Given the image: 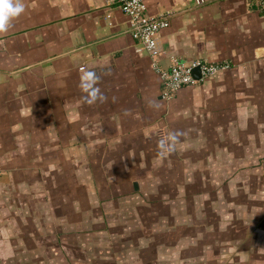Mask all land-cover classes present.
<instances>
[{"label":"crops","instance_id":"obj_1","mask_svg":"<svg viewBox=\"0 0 264 264\" xmlns=\"http://www.w3.org/2000/svg\"><path fill=\"white\" fill-rule=\"evenodd\" d=\"M23 3L24 12L0 34L2 102L15 103L17 95L26 93L22 104L33 112L41 103L39 94L43 98L41 91L51 88L54 94H70L62 101L71 106L83 96L84 103L96 99L100 104L103 98L125 99L127 93L132 98L145 95L151 103L164 102L161 77L151 57L133 39L130 19L119 7L107 0ZM145 3L150 15H164L169 21L159 32L160 66L169 69L173 59L233 64L167 99L171 102L164 115L174 127L176 107L183 108L184 133L177 135L182 139L177 151L182 152L185 166L198 170L196 179L189 175L185 180L186 184L197 182V192L184 191L179 197V224L143 226L140 234L135 230L134 246H130L134 251L125 250V254L128 259L134 257V264H264V176L243 173L264 153V80L247 79L241 75L244 68L236 66L253 57L255 45L264 55V15L255 0ZM150 86H154L153 96L143 89ZM169 106H173L170 113ZM3 110L0 107V123L16 114L15 109ZM158 118L152 115L149 120ZM7 127L6 136L21 134ZM29 130L28 126L25 131ZM3 140L0 137V143ZM10 149H0V208L10 210L8 216L20 217L17 205L27 200L23 184L36 155L19 145ZM52 156L61 167V155H44V159ZM232 187L237 191H231ZM196 201L198 206L190 207ZM240 247L246 248L242 254ZM128 259L123 260L128 264Z\"/></svg>","mask_w":264,"mask_h":264},{"label":"rangeland","instance_id":"obj_2","mask_svg":"<svg viewBox=\"0 0 264 264\" xmlns=\"http://www.w3.org/2000/svg\"><path fill=\"white\" fill-rule=\"evenodd\" d=\"M254 48L256 54L236 66L244 68L241 75L247 79L264 80V55L257 45ZM143 89L154 95V86ZM20 95L15 103L0 100L4 112L16 110L0 123L4 138L0 149L13 151L10 148L19 145L36 155V164L23 184L28 195L17 205L20 217L8 216L10 210L0 208L1 264H127L125 250L134 251L130 246H134L135 230L140 234L143 226L181 222L178 199L184 191L197 192V182L186 184L185 180L189 175L196 179L198 170L185 166L182 152L177 151L184 114L178 105L177 125L168 123L164 114L172 98L151 103L145 95L132 98L127 93L125 99L103 98L99 104L96 99L84 103L83 96L71 106L62 101L70 94H54L51 88L41 91V103L30 112L22 104L26 93ZM152 115L159 117L156 122L149 120ZM7 125L21 136H6ZM28 126L30 130L25 131ZM50 154L61 155V167L55 165L53 156L44 159ZM263 154L243 173L264 176ZM134 181L139 183L138 191ZM197 206V201L190 205ZM245 249L240 247V253ZM128 261L134 264V257Z\"/></svg>","mask_w":264,"mask_h":264},{"label":"built area","instance_id":"obj_3","mask_svg":"<svg viewBox=\"0 0 264 264\" xmlns=\"http://www.w3.org/2000/svg\"><path fill=\"white\" fill-rule=\"evenodd\" d=\"M203 4L205 0H195ZM264 12V0H256ZM110 6L119 7L130 19L131 34L142 50L152 59L153 68L159 73L163 85L162 98L170 99L183 87L192 86L207 77L214 76L229 67L228 63H213L207 60H194L190 63L173 59L171 67L165 69L160 66L159 58L163 52L159 32L169 26L164 15L153 16L147 11L145 0H107ZM199 67L201 79H196L193 70ZM264 171V158L261 161ZM3 173L0 170V184Z\"/></svg>","mask_w":264,"mask_h":264},{"label":"clouds","instance_id":"obj_4","mask_svg":"<svg viewBox=\"0 0 264 264\" xmlns=\"http://www.w3.org/2000/svg\"><path fill=\"white\" fill-rule=\"evenodd\" d=\"M24 10L23 0H0V34L6 33Z\"/></svg>","mask_w":264,"mask_h":264},{"label":"water","instance_id":"obj_5","mask_svg":"<svg viewBox=\"0 0 264 264\" xmlns=\"http://www.w3.org/2000/svg\"><path fill=\"white\" fill-rule=\"evenodd\" d=\"M193 74H194V77L196 79H201L202 75H201V70L199 67H196L194 70H193ZM134 188L136 191H138L140 189V186H139V183L137 181L134 182ZM1 264V263H0Z\"/></svg>","mask_w":264,"mask_h":264},{"label":"trees","instance_id":"obj_6","mask_svg":"<svg viewBox=\"0 0 264 264\" xmlns=\"http://www.w3.org/2000/svg\"><path fill=\"white\" fill-rule=\"evenodd\" d=\"M264 13V12H263ZM260 165H261V163H260ZM261 168H262V166H261ZM133 187H134V185H133ZM134 190H135V188H134ZM136 191V190H135Z\"/></svg>","mask_w":264,"mask_h":264}]
</instances>
